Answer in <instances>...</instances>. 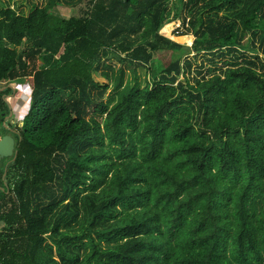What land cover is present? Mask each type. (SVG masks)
Instances as JSON below:
<instances>
[{
    "label": "trees",
    "instance_id": "16d2710c",
    "mask_svg": "<svg viewBox=\"0 0 264 264\" xmlns=\"http://www.w3.org/2000/svg\"><path fill=\"white\" fill-rule=\"evenodd\" d=\"M86 2L79 16L0 3V136L14 139L0 158V264H264V0H175L174 13V0ZM175 21L220 72L182 83L191 63L176 58L124 89L123 66L113 84L99 71L111 49L150 73L156 51L183 47L159 32ZM25 77L15 120L8 98ZM80 205V232H58Z\"/></svg>",
    "mask_w": 264,
    "mask_h": 264
},
{
    "label": "rangeland",
    "instance_id": "374dc122",
    "mask_svg": "<svg viewBox=\"0 0 264 264\" xmlns=\"http://www.w3.org/2000/svg\"><path fill=\"white\" fill-rule=\"evenodd\" d=\"M5 0H0V3H2ZM48 1H53L54 3L57 4L55 7V11L59 12L62 15L65 16H79L82 14V12L86 8V0H9V4L11 7L15 8L17 11H22L25 14L29 12L31 9L32 4H37V5H45ZM182 8L180 10V14H183V16H186V20L188 16L191 14L192 9H185L183 5H181ZM179 7V4L173 2L172 9L170 10L172 13H174ZM222 13H218V16H223ZM210 15V14H209ZM229 18V17H228ZM172 23V22H171ZM179 26L183 30L186 29L187 31L183 35H174L172 33L173 28H176ZM177 27V28H179ZM190 29V28H189ZM187 26H184V28L181 26V22L175 21L169 28L165 30V27L163 26L160 29V34L163 36L170 38L171 40H174L175 42H178L180 44H183V47L180 49L176 48H166V49H160L156 51L153 55V58L151 60V63L149 64L150 67V73H147L146 69L142 68L140 65H137L135 72L133 73L131 69H129L126 66V63L121 62L117 59V56L114 52H111V49L106 50V54L102 55V58L99 62V71H105L108 73V75H111L112 77V84L114 83L115 79L119 75V67L123 66L124 71H125V77H124V84L123 88H128L129 85H134L135 83L139 82L141 84L144 83V80L159 73L162 71L171 61H173L176 58L180 59L181 64L185 63L184 58H189L190 63H191V68L190 71L187 72L186 70L184 71L183 75H180L178 77V80H180L182 83L186 82V77H188L190 80L193 81V79L199 78L203 74H210L212 72H220L222 68V64L224 60L218 59V58H212L209 60L208 56L205 55H197L193 56L192 50L190 48L191 42L193 40V34L191 33V30H189ZM127 36V35H126ZM128 38L131 40H138V34L134 33L132 35H129ZM248 41V37L245 35L243 36L242 43L246 44ZM25 44V42L23 43ZM21 47H18L17 49L19 50ZM246 54H248L249 57L254 58L251 54L246 51ZM260 58L262 60H256L254 61L257 64V69L262 70L264 69V55L259 53ZM248 58V57H245ZM221 68V69H220ZM97 77H100L98 74H96ZM14 91L11 94V97L8 98L11 104V110L14 113L15 120L21 119L24 114L27 112L28 107L26 112L24 113L20 112V106L23 107L25 104L26 100V95L29 94V99H30V85H31V78L25 77L22 78L16 83L13 84ZM5 86L4 81H0V87L2 88ZM109 94H111V91L105 90L102 94L103 97H107ZM28 106H29V101H28ZM14 120H12L13 123ZM11 180V179H10ZM67 201V200H66ZM73 213H65L61 217L57 218V221L55 223V227L58 230V232H65L68 233L69 235H75L80 232V223L83 220V218L86 216L84 214V210L81 208V205L79 206V212L76 216L72 217ZM86 227L87 222L84 224Z\"/></svg>",
    "mask_w": 264,
    "mask_h": 264
},
{
    "label": "water",
    "instance_id": "95a60500",
    "mask_svg": "<svg viewBox=\"0 0 264 264\" xmlns=\"http://www.w3.org/2000/svg\"><path fill=\"white\" fill-rule=\"evenodd\" d=\"M14 155V139L10 134L0 136V158Z\"/></svg>",
    "mask_w": 264,
    "mask_h": 264
},
{
    "label": "crops",
    "instance_id": "0c3cea01",
    "mask_svg": "<svg viewBox=\"0 0 264 264\" xmlns=\"http://www.w3.org/2000/svg\"><path fill=\"white\" fill-rule=\"evenodd\" d=\"M180 23V22H179ZM175 28H173V30H174Z\"/></svg>",
    "mask_w": 264,
    "mask_h": 264
}]
</instances>
